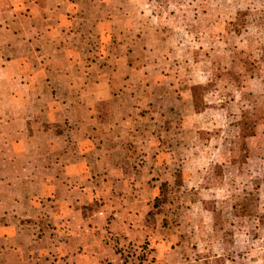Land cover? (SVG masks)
<instances>
[{"label": "rangeland", "instance_id": "obj_1", "mask_svg": "<svg viewBox=\"0 0 264 264\" xmlns=\"http://www.w3.org/2000/svg\"><path fill=\"white\" fill-rule=\"evenodd\" d=\"M88 1H97L92 15H112L119 30L118 39H100L101 30L89 27L97 52L89 58L110 61L111 42L124 45L128 38L134 51L122 56L115 73L99 78L120 80L118 89L127 95L114 104L117 112L138 115L162 141L147 140L144 151L131 139L138 148L127 151L148 157L147 166L135 169L150 213L147 222H136L139 228L148 223L156 242L147 236L138 244L114 231L104 240L122 264H157L159 258L160 264H264V0ZM13 89L0 88V98ZM66 89L19 88L31 99L9 98L0 108L49 117L12 119L7 126H66L69 109L48 101ZM111 105L92 109L101 117ZM100 117L98 126H110Z\"/></svg>", "mask_w": 264, "mask_h": 264}, {"label": "crops", "instance_id": "obj_2", "mask_svg": "<svg viewBox=\"0 0 264 264\" xmlns=\"http://www.w3.org/2000/svg\"><path fill=\"white\" fill-rule=\"evenodd\" d=\"M96 4L0 0V88H14L0 103L9 98L29 101L19 88L62 85L65 94H52L48 101L69 109L66 126L35 129L25 121L16 127L7 123L49 116L0 108V264H122L104 240L110 231L138 244L147 236L156 242L153 228L148 223L139 228L136 222H147L150 213L135 169L140 163L147 166L148 157L132 158L127 151L138 148L131 139L144 151L151 144L147 140L157 139L160 146V132L146 130L136 114L129 118L117 112L114 104L127 94L118 89L120 80L101 79L105 71L115 73L124 54L134 52L129 38L124 45L111 42L110 61L89 58L97 54L91 44L93 32L101 30L100 39L119 36L112 15H92ZM89 27H94L92 33ZM59 75L66 85L55 81ZM99 103L113 104V110L100 117L92 109ZM99 117L110 119V126H98ZM71 145L77 148L72 151Z\"/></svg>", "mask_w": 264, "mask_h": 264}, {"label": "built area", "instance_id": "obj_3", "mask_svg": "<svg viewBox=\"0 0 264 264\" xmlns=\"http://www.w3.org/2000/svg\"><path fill=\"white\" fill-rule=\"evenodd\" d=\"M144 257L147 258V255H143ZM133 258V254H130V256L127 259H132Z\"/></svg>", "mask_w": 264, "mask_h": 264}]
</instances>
